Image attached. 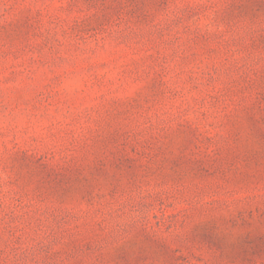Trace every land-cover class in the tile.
I'll return each mask as SVG.
<instances>
[{
	"label": "rangeland",
	"instance_id": "1",
	"mask_svg": "<svg viewBox=\"0 0 264 264\" xmlns=\"http://www.w3.org/2000/svg\"><path fill=\"white\" fill-rule=\"evenodd\" d=\"M0 264H264V0H0Z\"/></svg>",
	"mask_w": 264,
	"mask_h": 264
}]
</instances>
